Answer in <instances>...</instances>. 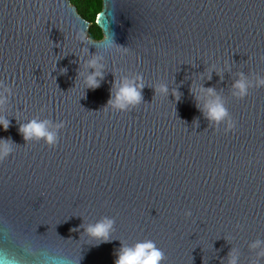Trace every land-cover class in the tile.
I'll return each mask as SVG.
<instances>
[{"label": "water", "instance_id": "obj_1", "mask_svg": "<svg viewBox=\"0 0 264 264\" xmlns=\"http://www.w3.org/2000/svg\"><path fill=\"white\" fill-rule=\"evenodd\" d=\"M94 23L105 40L86 35L69 0H0V83L11 89L0 139L16 145L0 162V264H114L121 242L145 239L162 264H227L230 250L264 264V244L249 247L264 241V87L231 94L240 73L264 77V0H101ZM92 54L104 77L85 89ZM137 75L143 103L103 110L114 78ZM162 84L167 97L154 95ZM207 88L232 131L197 106ZM34 117L65 122L55 147L25 143L19 124ZM104 218L110 239L90 238Z\"/></svg>", "mask_w": 264, "mask_h": 264}, {"label": "clouds", "instance_id": "obj_2", "mask_svg": "<svg viewBox=\"0 0 264 264\" xmlns=\"http://www.w3.org/2000/svg\"><path fill=\"white\" fill-rule=\"evenodd\" d=\"M77 38L83 43L87 37L84 33H78ZM93 39L103 41L105 37L103 34H96ZM109 48L113 46L123 47L114 42L113 39L107 45ZM126 51V49H124ZM260 62L264 63V55L259 57ZM87 67L91 69L86 76H83L82 83L85 89H95L99 87L100 81L104 77L103 65L98 63L96 54H92L91 58L86 62ZM67 69H60V73H66ZM81 72H77L80 77ZM210 79V75L208 76ZM143 76L137 75L135 79L123 78L119 85L114 78L112 85L111 98L108 100L103 110H114L120 112H127L143 103L142 89L145 87ZM264 87V77L257 78L254 82L249 80L243 73H240L238 78L233 82L231 94L236 99H243L249 94L250 88ZM154 95L160 94L167 97L170 90L166 84L154 86ZM11 94V89L0 83V108H3L7 103V98ZM195 95V93H193ZM171 95L179 100L180 94L175 90H171ZM206 96L208 99L201 105L199 97H197L198 107L200 108L205 119L211 125H224L223 131L225 133L232 131L236 122L230 116L224 101L216 95L213 88L206 89ZM9 120L4 115H0V127L7 129L9 127ZM65 127L64 121L53 122L51 119L32 118L24 123L19 124V132L22 134L25 143L43 141L49 147H55L58 142V131ZM15 144L10 139H0V162L4 161L15 150ZM185 217L191 216L190 211H185ZM114 221L109 218L89 225L85 232L94 239L101 242H107L110 239V234L113 229ZM264 241L255 240L249 245L251 249L260 248ZM257 256H264V249L257 253ZM166 259L162 249L158 248L153 240L145 239L137 241L131 245L121 242V246L116 252V259L114 264H162ZM227 264H238V256L235 250H230L228 254Z\"/></svg>", "mask_w": 264, "mask_h": 264}, {"label": "trees", "instance_id": "obj_3", "mask_svg": "<svg viewBox=\"0 0 264 264\" xmlns=\"http://www.w3.org/2000/svg\"><path fill=\"white\" fill-rule=\"evenodd\" d=\"M101 0H69L76 8L77 13L88 22L86 35L93 39L96 34L100 33L99 28L95 25V14L100 10ZM101 34V33H100Z\"/></svg>", "mask_w": 264, "mask_h": 264}]
</instances>
